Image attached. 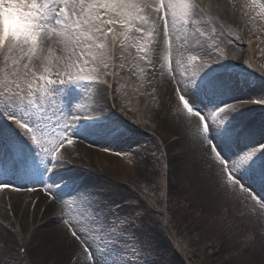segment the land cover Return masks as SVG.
I'll use <instances>...</instances> for the list:
<instances>
[{
  "label": "snow or ice",
  "instance_id": "snow-or-ice-1",
  "mask_svg": "<svg viewBox=\"0 0 264 264\" xmlns=\"http://www.w3.org/2000/svg\"><path fill=\"white\" fill-rule=\"evenodd\" d=\"M251 3L264 14V2ZM208 7L211 11L212 5ZM11 9L25 15L27 26L5 32L0 25V65L10 73L0 82V190L19 191L13 181L37 179L53 200L59 198L56 189L78 202L82 210L69 212L61 222L79 244L75 258L80 264H154L147 259L152 247L135 231L138 205L107 201L60 171L68 163L60 149L71 145L73 136L128 138L130 129L123 121L97 115L103 111L98 87L87 106L81 104L93 86L110 87L108 77L116 76L119 83L122 71L144 79L145 70L137 72L129 59L131 50L140 53L132 60L153 69L158 65L159 75L171 84L175 112L190 126L195 120L193 134L216 191L252 200L257 199L255 186L264 192V143L249 145V126L233 123L249 106L264 108V94L249 99L234 95L236 87H252V81L222 62L226 57L217 41L225 35L223 25L218 28L197 0H0V13ZM216 11L222 7L216 5ZM240 39L237 34L235 40ZM53 40L61 46L54 72L45 55L53 54ZM174 56L176 65L194 71L175 72ZM40 64L46 65L42 73ZM138 154L115 153L129 158ZM154 190L155 182L141 185L143 192Z\"/></svg>",
  "mask_w": 264,
  "mask_h": 264
},
{
  "label": "rangeland",
  "instance_id": "rangeland-1",
  "mask_svg": "<svg viewBox=\"0 0 264 264\" xmlns=\"http://www.w3.org/2000/svg\"><path fill=\"white\" fill-rule=\"evenodd\" d=\"M13 10L19 14V31H23L27 26L26 17L20 10ZM205 12L210 16L209 11ZM220 13L222 20L234 25V29L225 30V35L217 41L226 57L222 62L234 66L229 71L240 74L241 79L249 76L252 81V87H236L234 95L249 99L264 94V14L251 0H234L230 10ZM214 22L219 28L221 22ZM237 34L242 39L236 41ZM229 40L234 42L229 43ZM249 47L253 52L248 50ZM148 51L151 57V50ZM139 55L131 50L129 59L136 64L137 72L143 68L147 73L152 65L132 60ZM33 63H36L35 58ZM130 66L131 63L126 64L125 68ZM39 67L42 73L44 66L40 64ZM119 75V83L116 76L107 78L112 88L106 90V102L108 115L111 113L130 129L128 138L113 140L103 137L105 142L89 145L80 143L77 135L72 139L81 148L96 154L97 168L108 174V177L103 175V180L126 191L127 199L118 202L125 206L126 202H132L141 209L135 231L153 249L147 259L154 264H181V259L183 264H264V221L260 212L253 206L252 199L243 194H224L218 203L205 194L204 176L195 162L202 152L193 134L196 122L193 119L190 126L180 113L175 112L171 84L166 79L157 84L149 83L146 74L144 79L126 71ZM9 78L10 73L0 65V82ZM233 123L249 126V145L264 143V108L249 106L236 116ZM150 139L155 141L152 142L153 148L149 145ZM130 150L139 154L131 158L115 155ZM185 150L187 153L183 152ZM60 153L67 158L64 147ZM80 158L82 162L87 160L86 156ZM60 171L64 174L69 170L65 166ZM92 171L95 173L96 169L92 168ZM154 182V191H141V185L151 186ZM254 194L264 200V192L258 185ZM152 227L163 238L168 257L159 251L155 239H150L148 230ZM184 255L191 262H187Z\"/></svg>",
  "mask_w": 264,
  "mask_h": 264
},
{
  "label": "bare ground",
  "instance_id": "bare-ground-1",
  "mask_svg": "<svg viewBox=\"0 0 264 264\" xmlns=\"http://www.w3.org/2000/svg\"><path fill=\"white\" fill-rule=\"evenodd\" d=\"M233 1L234 0H197L207 12L209 11L208 6L212 5L209 15L215 18L214 21L221 22L220 26L223 25V29L230 27L231 24H227L228 20H222L220 12L225 13L230 10ZM216 5L222 7V11L219 13L216 11ZM13 13L14 11L12 9L9 10L8 14L4 12L0 13V25L3 26L5 32L9 30L14 32L19 31L17 25L18 17ZM49 46L53 49V54L45 55L48 60L50 58V71L54 72L55 68L53 66L56 64V56L60 54L61 46L57 44L55 40H53ZM151 58L155 64V55L152 53ZM175 59L176 57L174 56L173 69L175 72L194 71V68L184 69L176 65ZM42 65L46 66L44 64ZM154 71L156 73L155 75H153ZM164 72L165 74L167 73V68L164 69ZM144 74L147 75L146 81L149 83L157 84L164 79L159 75L158 65H156L155 69H153L152 65L148 69V72ZM165 84L166 81L163 82L164 86ZM169 85L170 84H167V86ZM97 87L103 94L101 100L103 111L102 113H97V115L112 118L113 116L111 114L108 115L106 102L107 91L102 86H93L92 89L85 92L84 95L88 97V99L81 104V107L84 108L87 106ZM162 93L164 94V92ZM163 127H165V124H163ZM77 137L84 139L86 143L90 144L98 143V141L105 142L104 136L98 134L77 135ZM138 139L141 138L138 137ZM152 142L155 143V141H150L149 145L151 148L154 147ZM3 147L6 152V145ZM64 149L67 153V158L65 160L68 162L66 169L70 171L63 175L75 178L77 184L100 193L107 201H124L127 199L126 191L123 190L122 187L116 184H109L110 182L102 179L103 175L108 177V174L103 171L104 169L101 171L97 168L96 154L92 150L81 148L75 143L71 145L66 143ZM183 152L187 153L186 150ZM184 155L185 154H183V157ZM82 156L87 157L85 162H82L80 158ZM196 159L197 161L195 162L199 167L200 173L204 176L203 185L205 194L214 199L215 203L221 202L224 194L217 192L212 185L209 178L211 174L204 165L201 155ZM172 161H174V159H172ZM91 167L96 169L95 173L92 171ZM171 175H173V170L171 171ZM16 182L20 188L19 191L9 188L0 190V264H80L75 258L76 253L81 251L79 244L68 235L65 225L61 222V218L67 217L69 212L75 215L82 210L78 206V202L74 203L73 198L69 197L67 193L63 191L57 192L56 189L53 191L59 198L53 200L44 192L39 182L37 186H35L37 189L36 191L28 190L33 187L29 181L22 184L21 181ZM65 202L68 207L65 206ZM260 216L264 221V215L260 214ZM148 232L150 239H155V243L158 245L157 247L159 251L162 252V255L168 257L169 251L164 245L162 241L163 238H161L157 229L152 227V230H148ZM22 248L25 249L24 252H21Z\"/></svg>",
  "mask_w": 264,
  "mask_h": 264
},
{
  "label": "clouds",
  "instance_id": "clouds-1",
  "mask_svg": "<svg viewBox=\"0 0 264 264\" xmlns=\"http://www.w3.org/2000/svg\"><path fill=\"white\" fill-rule=\"evenodd\" d=\"M4 13H5V14H8V13H9V10H5Z\"/></svg>",
  "mask_w": 264,
  "mask_h": 264
}]
</instances>
